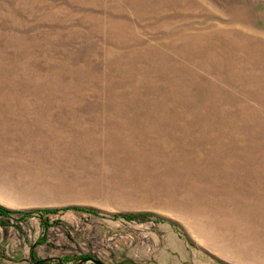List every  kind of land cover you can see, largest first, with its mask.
Wrapping results in <instances>:
<instances>
[{
    "label": "rangeland",
    "instance_id": "rangeland-1",
    "mask_svg": "<svg viewBox=\"0 0 264 264\" xmlns=\"http://www.w3.org/2000/svg\"><path fill=\"white\" fill-rule=\"evenodd\" d=\"M0 208V264H264V0H0Z\"/></svg>",
    "mask_w": 264,
    "mask_h": 264
},
{
    "label": "water",
    "instance_id": "water-1",
    "mask_svg": "<svg viewBox=\"0 0 264 264\" xmlns=\"http://www.w3.org/2000/svg\"><path fill=\"white\" fill-rule=\"evenodd\" d=\"M50 263H57V264H66L61 260H58L56 258H48V259H42L40 261H35L33 264H50ZM87 263H92V264H104L99 260L93 259V258H83L81 259L78 263L76 264H87Z\"/></svg>",
    "mask_w": 264,
    "mask_h": 264
},
{
    "label": "trees",
    "instance_id": "trees-1",
    "mask_svg": "<svg viewBox=\"0 0 264 264\" xmlns=\"http://www.w3.org/2000/svg\"><path fill=\"white\" fill-rule=\"evenodd\" d=\"M75 210H78V211H84V210H87V209H83V208H74ZM90 211V213L91 214H97V212L96 211H94V210H89ZM42 212H44V213H46V214H55L54 212V210H44V211H42ZM84 212H87V211H84ZM0 213H2V214H4L5 213V211L3 210V209H1L0 208Z\"/></svg>",
    "mask_w": 264,
    "mask_h": 264
}]
</instances>
